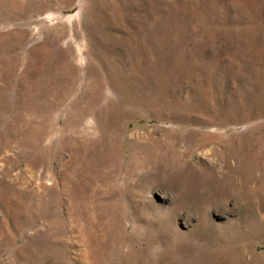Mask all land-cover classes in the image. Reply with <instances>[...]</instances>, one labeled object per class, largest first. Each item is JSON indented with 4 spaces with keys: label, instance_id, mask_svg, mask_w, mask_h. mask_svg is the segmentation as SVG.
<instances>
[{
    "label": "rangeland",
    "instance_id": "1",
    "mask_svg": "<svg viewBox=\"0 0 264 264\" xmlns=\"http://www.w3.org/2000/svg\"><path fill=\"white\" fill-rule=\"evenodd\" d=\"M0 264H264V0H0Z\"/></svg>",
    "mask_w": 264,
    "mask_h": 264
}]
</instances>
